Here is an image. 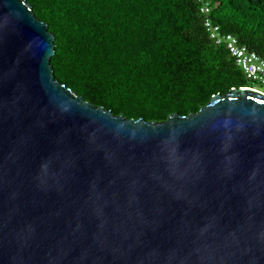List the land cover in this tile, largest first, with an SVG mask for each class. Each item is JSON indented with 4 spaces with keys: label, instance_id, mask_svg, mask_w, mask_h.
<instances>
[{
    "label": "water",
    "instance_id": "95a60500",
    "mask_svg": "<svg viewBox=\"0 0 264 264\" xmlns=\"http://www.w3.org/2000/svg\"><path fill=\"white\" fill-rule=\"evenodd\" d=\"M54 40L0 0V264H264V93L115 115L55 77Z\"/></svg>",
    "mask_w": 264,
    "mask_h": 264
},
{
    "label": "trees",
    "instance_id": "16d2710c",
    "mask_svg": "<svg viewBox=\"0 0 264 264\" xmlns=\"http://www.w3.org/2000/svg\"><path fill=\"white\" fill-rule=\"evenodd\" d=\"M54 34L55 77L115 115L162 122L215 94L254 88L204 30L203 3L264 57V0H26Z\"/></svg>",
    "mask_w": 264,
    "mask_h": 264
},
{
    "label": "built area",
    "instance_id": "2783aa9c",
    "mask_svg": "<svg viewBox=\"0 0 264 264\" xmlns=\"http://www.w3.org/2000/svg\"><path fill=\"white\" fill-rule=\"evenodd\" d=\"M210 12V5L203 3L200 13L205 16L203 27L209 39L225 47L235 65L242 70L249 82L264 85V57L242 44L235 35L224 32L221 26L211 19Z\"/></svg>",
    "mask_w": 264,
    "mask_h": 264
},
{
    "label": "rangeland",
    "instance_id": "374dc122",
    "mask_svg": "<svg viewBox=\"0 0 264 264\" xmlns=\"http://www.w3.org/2000/svg\"><path fill=\"white\" fill-rule=\"evenodd\" d=\"M255 89L259 90L260 92L264 93V85L259 83H250Z\"/></svg>",
    "mask_w": 264,
    "mask_h": 264
}]
</instances>
